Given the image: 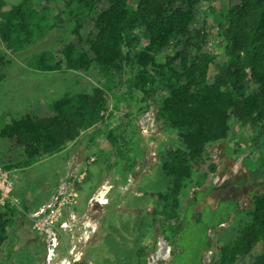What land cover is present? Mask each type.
<instances>
[{"label":"trees","instance_id":"16d2710c","mask_svg":"<svg viewBox=\"0 0 264 264\" xmlns=\"http://www.w3.org/2000/svg\"><path fill=\"white\" fill-rule=\"evenodd\" d=\"M38 1L69 27L70 39L36 53L29 66L44 73L96 70L104 82L9 117L0 140L13 157L3 169H25L61 152L82 131L102 123L114 97L115 107L138 91L144 108L153 107L158 125L172 134V148L162 155L167 188L159 198L163 220L176 219L178 197L194 167L211 145L227 152L237 125L252 133L251 144H259L254 161L260 171L244 175L254 188L247 222L210 264H264V0H62L60 6ZM4 7L0 0V41L14 53L31 44L45 17L31 0ZM214 30L216 42L205 50ZM10 64L0 51V69ZM121 129L118 135L110 131L108 140L119 144L124 167L133 174L142 156L139 128L125 122ZM23 217L15 207H0V250L11 246L7 234H14L13 222ZM256 244L263 246L259 253L253 251Z\"/></svg>","mask_w":264,"mask_h":264},{"label":"rangeland","instance_id":"374dc122","mask_svg":"<svg viewBox=\"0 0 264 264\" xmlns=\"http://www.w3.org/2000/svg\"><path fill=\"white\" fill-rule=\"evenodd\" d=\"M3 1L4 10H8L21 0ZM31 1L39 15L45 17V20L39 24L40 27L35 32L31 44L12 53L0 41V51L11 60L9 66L0 69V128L7 123L9 117L25 113L28 108L38 102L50 105L54 99L66 92H90L93 87L100 86L104 82L96 70H90L86 74L73 71L44 73L35 71L29 66L30 59L36 53L56 50L70 39L68 26L57 23L53 19L54 15L47 12L38 0ZM61 4L62 0H55L52 5L60 6ZM213 42H216L215 30L211 33V39L205 50L209 51ZM121 85L122 89L127 87L124 81ZM114 98L111 100L109 113L104 116L100 125L82 131L77 140L67 145L61 152L39 159L25 169L8 171L3 169V166L7 165L6 158L12 159L13 156L8 153L6 144L0 140V170L9 173L11 193L17 201L16 206L6 205L15 207L19 212L25 209L23 222L26 226L31 225L25 235L31 237L37 234L36 237H39L38 240L32 238L34 242L28 243L32 245L29 248L31 255L28 254L25 257L23 255V251L27 252L25 243L17 242L10 258L6 257L2 260L0 258V264L41 262L42 255L45 254V245L42 235L33 228L32 220L29 218L35 210L26 212L29 209L28 201L33 199L35 206H38L53 190L47 202L43 204L45 206L51 197L63 188L64 183L69 184V199L72 200L62 210L58 225L64 223L68 212L73 215L67 223L70 230L67 227H59L60 234H58V246L55 251L57 257L51 264H60L64 259L70 258L75 260L72 262L70 259L71 264H154V255L164 246L169 248L170 255L166 252L163 260L157 261V264H168L174 252L176 236L179 237L177 246L184 248L186 253L181 255L175 253L172 264H186L185 259L188 258V254L193 259L189 261V264H199L198 247L211 245V250L207 254V263H204L210 264L211 259L220 255L218 252L220 247L234 242L239 230L247 222V213L251 208V199L254 194L252 193L254 188L249 185L250 179L244 175L246 176V172L249 171L248 174L254 177L253 174L260 171L258 159L254 161L258 156L259 144H251L252 133L236 125L228 142L230 147L226 152L230 159L229 164L233 163L231 190H235V193L232 192V195L235 198H241L238 209H235L230 200L226 201L227 204H224V201L216 214V216L219 215L216 222L209 221L206 213L199 215L194 211L197 205L194 206L192 200L196 197L190 200L194 190L201 188L209 174L213 172L210 171V166L214 165L215 169L224 158V153L220 156L222 151L216 152L215 147L211 145L206 149L203 161L194 167L191 180L178 197L180 202L178 217L163 220L161 210L163 203L159 195L166 191L168 180L162 170L164 160L162 155L172 148V134L165 132L158 125L156 115L155 131L141 130L140 122L150 106L146 105L144 108L138 91L125 96V100L115 107ZM125 122H131L139 128L138 149L142 156L140 159H135L137 163L133 174L124 167V160L118 154L119 144L108 140L109 132L113 130L118 135ZM216 147L220 149L218 144ZM223 174L225 173H221ZM257 190H261V185H258ZM106 191L105 200L102 197ZM20 194L25 196L26 208H24L26 202L21 200ZM91 197L94 201L89 211L85 213V216L78 214L81 216L78 217L79 208L84 209ZM102 201L104 203L108 201V205L102 206L101 204H104ZM118 204L120 206L117 207ZM227 218L229 221L226 224L221 227L216 226L218 219L226 220ZM88 222L93 223L94 229L98 226L99 240L95 241L98 245L93 244V248L90 244L88 245L92 238L87 243L84 235L85 231H88L90 236L96 235V232H91ZM104 234L105 237L102 238ZM162 242L163 246H161ZM86 245L90 247L88 251ZM13 248L14 245L11 250ZM262 248L261 244H256L253 251L259 253ZM101 249L106 250L105 254L101 252ZM70 251L73 253L70 254ZM158 256H161V253ZM240 261L234 264H243L244 261Z\"/></svg>","mask_w":264,"mask_h":264},{"label":"crops","instance_id":"0c3cea01","mask_svg":"<svg viewBox=\"0 0 264 264\" xmlns=\"http://www.w3.org/2000/svg\"><path fill=\"white\" fill-rule=\"evenodd\" d=\"M212 146L215 147V151L216 152H217V150L222 151V152H220V156L223 154L225 148H223L221 145L218 144V146H220V149H218L216 147V144H214ZM223 157H224V158H222L223 161L220 164L221 167H220V165H217L215 163L217 166L213 170V172L211 174H209V176H208L206 182L204 183V185L201 188H198V189L196 188L194 190V192H193V196L190 198V200H192V199H194V197H196V199L192 200L193 203H194V206L197 205L196 207H194V211L197 212L199 215H201L202 213H204V215H205V213H206V217L208 218L209 221L210 220H214L216 222V218H219L218 217L219 215L216 216V214L218 213V210L221 209L222 203L224 201H225L224 204H227L226 201L230 200L231 203H232V205L235 207V209H238V207H240V205H241L240 204L241 198L240 199L235 198L232 195V192H234L235 190H231V188H232V185H231V183H232L231 178L232 177H231V175H233V171H232V165H233V163L232 164H229L230 159L226 155V152H224V156ZM137 173H141V172H137ZM221 173H225V174L221 175ZM52 191L53 190H51V192ZM51 192H49V194H47L45 196V198L43 199V201L41 203H39L38 206H35V204L32 201L33 199H30L28 201L29 202L28 203V206H29L28 208L29 209L26 210V212L27 211H34V210L36 211L40 207H42L43 204H45L47 202V200H48ZM96 193H98V192H96ZM105 195H107V191L103 195V197H102V194H101L100 197H102L103 199H105ZM19 196L21 197V200L23 202H26L25 196L23 194H20ZM93 201H94L93 200V197H91V199L89 200V203L84 207V209H83V207L81 209L79 208L80 212L77 213V216L78 217H81V216L78 215L80 213L82 214V216L83 215L85 216V213L87 214V212L89 211V208L91 206V203ZM29 204H31V205H29ZM101 205L102 206H107L108 205V201H106V203L101 204ZM23 206H24V204H23ZM118 206H120V204H118L117 207ZM26 207H27V202H26L24 208H26ZM87 207H88V209H87ZM134 210H132V211H134ZM22 211H24V210H22ZM24 215H25V212H24ZM71 215H73V214H71L70 212H68L67 213V219L63 221L66 224V227L69 228V230H70V226H67V223L70 222L71 217H72ZM218 220L221 221V219H218ZM228 221H229V219L227 220V222ZM88 224H89L88 227L91 229V232L92 233L93 232H96V235L95 236L94 235L93 236H90V233L88 231H85L84 232V235L87 238L86 239L87 243L89 242V239L92 238L91 239V242L88 243V245L90 244V247L93 248V244L98 245V242H95L96 240H99V238H98L99 235L97 234V232H98V226H96L95 229H94V225H92L93 224L92 222H88ZM179 224H180V222H179ZM224 224H226V223H224ZM224 224H219L218 226H223ZM29 226H31V225H27L26 226L24 224L23 219L22 220H19V221L13 222V226L12 227H14V230H15L14 234L13 235L12 234L11 235L7 234V238L8 239L9 238L11 239V246H7L5 249L3 248V249L0 250V256H1L0 258H1V260H2V258L5 259L6 257L7 258H10V256L15 251V244H17V242L18 243H25V245H26L25 248L27 250V252L26 251H23V255L25 257H27L28 254L31 255V253H29V248L32 245H30L28 243H29V241H32V243L34 242V240L32 238L38 240L39 237L38 236L36 237L37 234L36 235L34 234V236L32 235L31 237H28L27 235H25V233L27 232V229H29ZM66 227L63 226V228H66ZM102 229H104V228H102ZM104 237H105V234L103 235L102 238H104ZM9 240H8V243H9ZM178 241H179V237L177 238V236H176V238L174 240V242H176V244H174V247H173V251L174 252L172 253V255L170 257V259L168 261V264H172V262L174 261L175 253H177L178 255H181V254H185L186 253V251H185L184 248H181L180 246H177ZM13 245H14V248L11 250V248L13 247ZM90 247H87V245H86L87 251H88V249ZM210 247H211V245H209L208 247H203V246H199L198 247L199 248L198 249V256H199V258L197 260H198V263L199 264L207 263V260H208L207 259V254L211 250ZM87 251H86V253H87ZM101 252L105 254L106 250L101 249ZM22 258H23V256H22V253H21V259ZM87 258H89V257H87ZM44 260H45V254L42 255V258H41V262L43 264H44ZM185 260H186V264H189V261L190 260H193V259H192V256H190L188 254V258L185 259ZM41 262H39L37 264H40ZM34 264H36V263H34Z\"/></svg>","mask_w":264,"mask_h":264},{"label":"built area","instance_id":"2783aa9c","mask_svg":"<svg viewBox=\"0 0 264 264\" xmlns=\"http://www.w3.org/2000/svg\"><path fill=\"white\" fill-rule=\"evenodd\" d=\"M155 110L153 107H149L146 111L143 119L140 122L141 130L145 132L155 131ZM9 173L7 171L0 170V207H4L6 204H11L16 206V199L12 196L11 184L9 180ZM63 188L58 190V193H55L48 204L39 208L34 213L29 215V218L32 220L33 228L36 229L43 237V242L45 245V260L44 264H51L53 260L57 257L55 251L58 246V234L59 227H66L65 223L58 225L59 220L62 217V210L67 206L72 199H69L70 193L69 184L64 183ZM164 243L162 242L163 246ZM169 254L168 247H161L159 251L154 255V264H157V261L163 260V255L165 253ZM73 253L70 251V254ZM161 253V256L158 254ZM72 262H75L74 259L70 258ZM70 259H64L60 264H71Z\"/></svg>","mask_w":264,"mask_h":264},{"label":"clouds","instance_id":"9594fccd","mask_svg":"<svg viewBox=\"0 0 264 264\" xmlns=\"http://www.w3.org/2000/svg\"><path fill=\"white\" fill-rule=\"evenodd\" d=\"M224 224V223H223ZM221 227V226H220ZM168 255H170V252H169V254Z\"/></svg>","mask_w":264,"mask_h":264},{"label":"bare ground","instance_id":"6f19581e","mask_svg":"<svg viewBox=\"0 0 264 264\" xmlns=\"http://www.w3.org/2000/svg\"><path fill=\"white\" fill-rule=\"evenodd\" d=\"M100 200H101V198H100ZM103 203H104V201H102Z\"/></svg>","mask_w":264,"mask_h":264}]
</instances>
